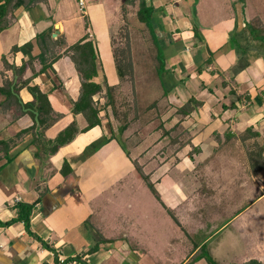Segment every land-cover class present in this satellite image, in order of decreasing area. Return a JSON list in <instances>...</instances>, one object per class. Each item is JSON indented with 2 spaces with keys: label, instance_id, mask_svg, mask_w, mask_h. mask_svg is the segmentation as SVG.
<instances>
[{
  "label": "crops",
  "instance_id": "0c3cea01",
  "mask_svg": "<svg viewBox=\"0 0 264 264\" xmlns=\"http://www.w3.org/2000/svg\"><path fill=\"white\" fill-rule=\"evenodd\" d=\"M195 1L197 0H175L176 3L184 2L183 8L171 7L165 13L170 17L171 14L176 16V21H180L183 26H179L182 27V34L189 31V27L191 31L193 29L192 36L186 34V39L191 40V45L184 38L176 41L172 38L178 31L173 30L171 21H167V16L163 15V32H166L167 36L162 35L166 40L162 36L160 38L166 60L169 59L172 65V68L164 73L170 84L167 83L170 92L181 88L184 80H176L171 74L173 69L182 75L183 70L190 69L196 61L197 70L198 66L210 57V50L216 51L212 63L207 64L205 71L199 75L203 84L199 94L206 93L207 88L210 92L202 96V106L193 109L183 119L180 118L181 122L177 124L178 132H186L187 138H173L179 142L181 148L191 145L194 153L199 156L208 153L204 146L207 145L212 146L211 157H229V164L241 162L242 159L246 161L247 168L245 165L241 167L251 179V183L258 185L259 194L245 209L221 226L226 228L236 225L235 231L227 236V240L221 236L218 244L215 243L210 248L206 243L189 248L187 239L184 238L185 226L183 222H179L177 233L170 239L171 242L164 245L151 242L157 243L156 249H152L147 247L146 237L141 239L132 235L128 227L118 226L115 219L114 225L105 221L106 216H111V212L105 216L100 206L94 204L95 197L100 193L104 194L99 187L100 181L107 182L108 177L116 170L130 167L132 171L131 164L133 165L135 160L129 153L130 149L124 148L121 141L114 140L115 127L107 116L104 118L103 110L102 124L83 131L88 125V120L82 113L74 111L81 78L72 59V52H68V48L76 43L70 42L69 27L74 29L72 35L78 40L86 34H89L87 40H92L89 33L91 29L86 27L84 32L81 26L77 29L76 24L80 23L78 16L68 18L63 14L68 9V4H71L70 1L56 0L54 5V2L48 0L47 3H39L31 9L19 7L16 10L15 23L0 33V87L5 86L6 80L14 79L11 88L16 95L15 98L10 97L8 93L0 90V142H6L0 144V221L7 222L18 218L23 204H35L30 216L31 232L22 220L10 225L0 223V264H56L57 253L59 259L78 255L82 257V261L67 264H208L211 251H217L215 257L212 256L216 261L225 255L227 246L241 253L222 257V264H264L263 211L258 209L250 212L264 200V167L260 170L254 169L251 152L259 145L264 146V39L255 38V44L253 41L248 42L249 36L246 35L252 36L248 22L252 24L254 18L245 13L244 4L241 9H237L236 15L232 14L227 19L221 18V21L215 23V31L212 28H203L205 32L201 34H204L206 39L205 46L198 45L194 28L196 25L187 22L184 9L185 5L194 6L198 13ZM231 1L235 10V4L238 3L236 0ZM256 18H260L259 25L264 28V17ZM70 23H74L75 27ZM49 28H53L54 38L61 37L64 42L60 46L61 50L57 52L60 57L53 61V68L35 76L29 83L32 86L38 85L43 93L48 94L51 112L43 114V117L44 121H48L50 117L54 122L42 130L39 111L28 106L34 101L28 86L21 87L19 92L14 90L19 76L14 72L13 66L19 68L24 62L34 59L33 64L21 74L24 78L21 81L23 84L26 78L32 76L34 70L38 71L42 67L43 61L39 54L44 45L38 43V35ZM244 41L248 42L249 46L245 45ZM94 45L104 68V71L100 70L96 80L103 83L106 75L108 84L116 85L118 78L108 44L101 50V54L96 44ZM15 46L18 48L14 49ZM248 49L257 52V59L254 62H251V59L244 63L245 65L241 64L245 55L240 54H244ZM207 52L204 60V54ZM47 55L48 58H53L51 52ZM191 70L196 72L193 68ZM191 75L192 78L198 76ZM218 78L221 80L220 84ZM217 90H220V95L215 93ZM213 93L219 98L223 97L220 99V102H223L221 110L216 108L219 104L211 100ZM192 96L199 98L195 93H190L189 97ZM95 98L98 99L96 96ZM225 100L227 102L224 103ZM247 103L249 108L244 106ZM71 124H75L76 130L71 141L58 147L46 142L54 140ZM195 126L199 127V133L192 132ZM253 132L259 134L253 135ZM198 135L202 138H199L198 144L193 145V139ZM240 145L245 148L246 154L235 149ZM234 151L244 155V158L231 156ZM148 175L150 177V173ZM136 177L144 179L138 173ZM230 182L232 184L224 188L228 195L233 191L235 196L242 195L243 192L249 194L248 181L235 178ZM194 187L188 186L185 189L177 185V200L183 198L185 201L186 197L188 199L190 190ZM112 193L115 194L114 191ZM173 193L175 192H170ZM194 193L195 190L192 194ZM115 200L117 199H113V203L117 202ZM170 210L172 212L173 206ZM120 212L119 209L118 213ZM214 238L210 237L211 240ZM46 244L56 252L46 247ZM94 247L96 248L90 252V248ZM214 264H218L217 261Z\"/></svg>",
  "mask_w": 264,
  "mask_h": 264
},
{
  "label": "rangeland",
  "instance_id": "374dc122",
  "mask_svg": "<svg viewBox=\"0 0 264 264\" xmlns=\"http://www.w3.org/2000/svg\"><path fill=\"white\" fill-rule=\"evenodd\" d=\"M68 1L71 4H68V9L63 14L68 18L70 16H78L80 23L78 24V20L76 21L77 29L78 26H81L83 32L86 27L91 29L89 31L90 38L96 44L99 54L108 44L112 54H110V57L115 64V74L118 78L114 89L111 91V96L114 97V109L108 105L104 107L106 102L110 100L107 94V83H102L104 84V91L102 94L96 95V97L100 105L105 109L102 112L104 118L107 116L113 122L115 127L114 140L121 141L124 148L130 149L129 153L135 160L133 162L134 166L131 164L132 171L130 167L120 171L116 170V172H110L114 176L110 175L107 182L100 181L99 187L104 194H98L95 197L96 202L94 204L100 206L101 212L105 216L111 212V216H106L105 221H108L111 225H114L117 221L116 224L118 226L128 227L132 235L141 239L146 237L145 243L147 247L152 249H156L158 242L161 245L170 243V239L177 233L179 222H183V226H185L183 230L185 233L184 238L187 239L189 248L203 243L208 244L210 248L215 243L218 244L217 241L221 239V236L227 240V236L232 231H235L236 225H229L226 228H221V226L254 201L258 197L259 190L258 185L255 182L254 185L251 183V179L247 177L246 172L241 167V165L246 167L245 160L243 161L242 159L239 162L236 159L240 163L238 165L237 162L229 164L231 162L229 157L223 158L218 155L211 157L212 146L208 147L207 145L204 146H206L205 149L208 153L199 156V154L196 155L194 153L195 151L192 150L193 147L191 148V145L181 148L179 142L174 141L175 138L173 137H177L178 140L187 138L186 132H178L176 127L181 122L180 118L182 116L179 114L178 109L189 100L190 93H195L199 97L197 99L203 101L202 96L210 92L209 88H207L205 90L206 93L203 95L199 94L200 90L203 89V84H201L200 74L196 70V61L192 63L194 65L191 67L196 72L188 68L183 70L182 75H179L178 71L173 69L171 74L176 80L184 78L183 84L181 83V86L178 85L181 88L175 89L177 92L168 90V78H166L165 74H161L163 67L169 70L172 68L169 59H165L166 54L160 38L162 35L167 36V33L163 32L165 29L163 15H166V10L171 7H182L184 2L147 0L156 11L154 22H152L151 27H148L140 21L137 14L143 0H86L85 7L79 4V0ZM236 1L238 4H235L234 10L231 0H200V2L197 0L194 4L198 8V13L193 8L194 6L185 5V17L187 22L196 25L201 33L205 32L203 28H212L215 31L213 27L215 23L229 18L232 14L236 15L237 9H241L246 4L245 13L254 18L252 24L248 22V29L254 35L252 34L253 37L249 34L246 36L250 37H248L249 43L253 41L255 44L256 39L260 40V34L264 32V28L259 25L260 18H256V16L264 17V0ZM51 2H54L55 5L58 0L57 2L56 0H51ZM166 16L167 21H171L173 30L179 32H175V36L172 37L175 41L186 39L187 35L192 36L191 32L193 29L191 31V27H189V31L185 29L187 32L182 34L181 28L183 26L179 23L180 21H176V16L173 14H171V17L169 15ZM66 24L67 26L69 25V23ZM70 25L73 28L75 27L74 23H70ZM94 25H96L95 28ZM252 27H254L253 31L251 30ZM69 28L70 42H77L78 38L72 35V32H75L74 29ZM257 34H259V37H257ZM86 36L88 37L89 34H86ZM163 38L166 40L165 37ZM197 40L198 45L205 46L206 39L204 34L203 39L199 38ZM186 42L190 44L191 40ZM248 42L244 41V44L249 46ZM51 50L59 52L61 50L60 45L55 43ZM161 51L162 56H159ZM207 54L208 52L206 55L204 54V60ZM256 54L257 52L251 49H248L244 54H240L245 55L241 64L248 63L251 59V62H254L257 59ZM118 65L124 70L125 76L121 77L119 75ZM110 74L112 73L110 72ZM191 74H197L198 76L196 75L197 77L192 78ZM217 81H220L219 84L221 83L219 78ZM168 85L170 84L168 83ZM215 93L219 94L220 90ZM222 98H219L214 93L211 96V100L219 104L216 108L220 110L223 104V102H220ZM225 102L227 101L225 100ZM202 105L203 102L198 107ZM244 106L245 108L250 107L248 103ZM124 124H127V128L122 130L121 128ZM182 126L181 128H185ZM198 128L195 126L192 132L195 134L196 132L199 133ZM199 138L202 137L198 135L197 138L193 139V145L200 142ZM213 138L215 137L213 136ZM241 138L243 139V137ZM235 149L241 150L243 154H246L245 148L241 145L237 148L235 147ZM190 151L192 152L191 155ZM231 156L244 158V155L235 151L232 152ZM137 173L142 177L150 173V177L149 179L142 178L141 180L136 177ZM235 178H243V181H248L249 194H244L243 192L242 195L235 196L233 189H231L233 191L231 195L225 193L224 188L230 186L232 184L230 181ZM149 181L155 182V184L153 183L154 188L151 187ZM177 185L185 189L188 186L190 188L195 187L192 190L189 189L191 195L188 194V199L186 197L184 201L182 200L183 198L177 200ZM259 187H261L260 184ZM194 190L195 193L192 194ZM113 191L115 194L112 193ZM170 192L175 193L170 194ZM113 199H117L115 201L118 203H113ZM172 206L173 210L171 212L170 208ZM106 209L109 211L107 212ZM119 209L121 210L120 214L118 213ZM258 209L263 211L264 216V200L254 206L250 212L253 213ZM243 219L245 221V218ZM244 221L238 222L245 223ZM210 237H215L216 239L211 240ZM216 253L217 251H211L208 264H214L216 261L218 264H222V257L239 255L241 252L227 246L225 255L215 261L213 257H215Z\"/></svg>",
  "mask_w": 264,
  "mask_h": 264
},
{
  "label": "trees",
  "instance_id": "16d2710c",
  "mask_svg": "<svg viewBox=\"0 0 264 264\" xmlns=\"http://www.w3.org/2000/svg\"><path fill=\"white\" fill-rule=\"evenodd\" d=\"M0 33L11 27L15 21H16V10L24 6L25 8H33L37 6L39 3H47L48 0H0ZM155 8L152 4H149L147 0H143L142 5L140 6L137 14L143 23H145L148 27L152 26V22H154V16H155ZM195 28V35L199 39H203V35L197 28ZM153 29V28H152ZM254 27H252L253 31ZM153 31V30H152ZM254 35V33L252 32ZM257 37H259V34H257ZM42 38V40H41ZM44 38V39H43ZM87 36L85 35L82 39L78 40L76 43H74L72 46L68 48V52H72V59L74 60L76 64V68L78 69V72L80 74L81 78V86H80V92L78 95V99L74 102V111L77 113H82L86 119L88 120V125L83 129V131H87L90 128L101 125L102 124V118H101V112L104 107L112 106L114 109V97L111 96V91L114 89L115 85L108 84L106 75L104 82L107 83L106 87H108L107 94L110 100L106 102V104L103 106L100 105L98 100L95 98L96 95L103 93L104 84L101 82H98L96 78L100 74V70H103L102 67V61L99 59L98 54L96 52V48L94 45V42L92 40H87ZM260 39H264V35L260 34ZM38 43L40 45H44V48H42L41 53L39 54V58L43 61L42 67L38 71H33V74L31 77H28L24 80V84L21 83V81L24 79L22 77V73L24 70L31 64H33L34 59H30L29 61H26L22 64L21 67L17 68L13 66L14 72L19 76L17 82L14 85L15 92H19V89L23 86H28L29 90L32 92L34 96V101L28 104V106L34 107L37 111H39V122L42 130L45 129V127L49 126L54 122V119L48 118V121H44L43 114L50 113V106H49V98L48 94L43 93L42 90L38 85H29L30 81L40 73H46L49 68H53V61L60 57V54L53 49L54 44L62 46L64 43L61 37L54 38L53 37V28H49L48 30L42 32L40 35H38ZM46 46V47H45ZM18 46H15L14 49H17ZM51 52L53 54L52 59L49 57L47 53ZM216 51L210 50V57L206 59L202 65L198 66L197 72L199 74H202L205 69L206 65L212 63L214 59V54ZM162 56V51L160 52L159 56ZM166 59V58H165ZM169 69L166 67H163L161 70V74H164ZM118 71L119 75L121 77L125 76L124 70L118 65ZM103 82V83H104ZM14 84V79L12 81L6 80V84L3 87H0V90L2 92L8 93L10 97H16L15 93L12 92L11 86ZM201 103L197 98L194 96L190 97L189 100L180 107L179 114L183 115L181 116V119L184 118V116L190 114L193 109L198 107V105ZM127 128V124H124L122 126V130H125ZM250 131V129H248ZM76 133L75 130V124H71L69 127H67L63 132H61L54 140H46L49 144H54V147H58V145H62L68 141H71L74 138V135ZM258 132H253V135H258ZM0 144H6V142L2 141ZM264 146L259 145L257 149L252 150V166L254 169L260 170L264 167V157H263V149ZM56 149V148H55ZM144 178H148V175H145ZM149 184L152 188L153 182L149 181ZM35 204H23L21 209V214L18 218L14 220H10L7 222H1V224L4 225H10L14 223L15 221L22 220L26 224V227L28 228V231L31 232V225H30V216L32 213V210L34 208ZM46 247L51 249L52 251H55L53 247H51L49 244H46ZM96 247L90 248V252L93 251ZM56 252V251H55ZM56 264H60L59 255L56 254ZM74 261H82V257L80 255L75 257L66 258L64 260V263H70ZM62 263V264H64Z\"/></svg>",
  "mask_w": 264,
  "mask_h": 264
},
{
  "label": "built area",
  "instance_id": "2783aa9c",
  "mask_svg": "<svg viewBox=\"0 0 264 264\" xmlns=\"http://www.w3.org/2000/svg\"><path fill=\"white\" fill-rule=\"evenodd\" d=\"M85 3H86V0H79V4H80L82 7H85V6H84ZM59 260H60V263H64V260H65V259L60 258Z\"/></svg>",
  "mask_w": 264,
  "mask_h": 264
},
{
  "label": "water",
  "instance_id": "95a60500",
  "mask_svg": "<svg viewBox=\"0 0 264 264\" xmlns=\"http://www.w3.org/2000/svg\"><path fill=\"white\" fill-rule=\"evenodd\" d=\"M56 35V34H55Z\"/></svg>",
  "mask_w": 264,
  "mask_h": 264
}]
</instances>
